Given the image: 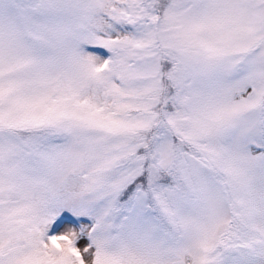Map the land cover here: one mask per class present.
<instances>
[{"label":"snow or ice","instance_id":"snow-or-ice-1","mask_svg":"<svg viewBox=\"0 0 264 264\" xmlns=\"http://www.w3.org/2000/svg\"><path fill=\"white\" fill-rule=\"evenodd\" d=\"M0 264H264V0H0Z\"/></svg>","mask_w":264,"mask_h":264}]
</instances>
